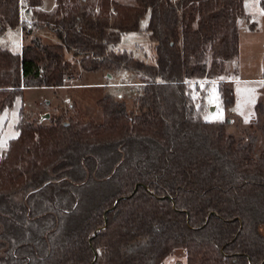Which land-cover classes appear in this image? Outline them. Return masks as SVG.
Wrapping results in <instances>:
<instances>
[{
	"label": "trees",
	"instance_id": "trees-1",
	"mask_svg": "<svg viewBox=\"0 0 264 264\" xmlns=\"http://www.w3.org/2000/svg\"><path fill=\"white\" fill-rule=\"evenodd\" d=\"M245 1L55 0L44 12L41 0H0V36L47 27L59 38H30L19 54L0 46V113L24 87L61 85L66 51L86 71L145 76L133 110L108 92L96 101L101 123L63 111L34 122L20 109L0 156V264H160L175 248L186 264H264V99L259 147L255 128L235 135L229 118L205 117L213 82L235 104L219 78L239 54ZM146 13L154 64L111 49Z\"/></svg>",
	"mask_w": 264,
	"mask_h": 264
},
{
	"label": "rangeland",
	"instance_id": "rangeland-1",
	"mask_svg": "<svg viewBox=\"0 0 264 264\" xmlns=\"http://www.w3.org/2000/svg\"><path fill=\"white\" fill-rule=\"evenodd\" d=\"M115 1L134 4V0ZM97 2L99 0H87L86 4L96 7ZM54 3V0H41L38 9L51 12L50 5H54ZM245 11L250 16L249 22L244 18L237 21L238 33L241 35V55L226 61L230 74L222 75L219 78V80L231 79L236 98L235 104L225 106L217 91V83L213 82L205 97L206 103L209 104L205 117L212 121L229 118L230 125L227 130L235 135L243 134L246 137L255 128L254 130L258 132L259 136L255 146L259 147L263 138L261 130L255 127L257 125L255 120H257L256 104L264 99V79L262 78L264 77V10L260 7L259 0H246ZM139 19V29L121 34L120 42L111 46V49L115 52L122 50L131 52L135 58L142 59L148 64H154L156 53L154 52V43L148 35V13ZM251 22L255 26L253 29H250L248 25ZM35 37L40 38L44 43L59 42V38L52 30L42 27L33 30L31 34L24 37V43L30 42V38ZM0 46H7L11 51L18 52L20 49L19 33L12 31L7 33L5 37L0 36ZM65 54L71 62V66L67 71L66 81H63L62 84H77V86L56 90L38 88L37 86L26 87L23 98H16L11 108L0 113V141L16 134L15 126L22 107L27 118L34 122L48 123L51 115L63 111L73 120L88 121L92 119L101 123L103 121L102 111L95 99H100L108 92L113 94L116 99L123 100L126 103L127 111L133 110L135 98L143 92V85L138 83L145 79L141 72L127 69L86 71L81 68L71 52L66 51ZM111 72H115L112 77H110ZM124 82H131L132 84L128 85ZM101 84L106 85L101 86ZM67 98H71V101L65 103ZM54 100H59L58 104L48 106L47 101L55 102ZM211 106H213L212 109ZM47 109H49V116L41 119V113L47 112ZM213 117L219 118L213 119ZM6 149L7 144L0 147V156L4 155ZM104 187L100 186L99 188L103 189ZM160 264H186V250L175 248Z\"/></svg>",
	"mask_w": 264,
	"mask_h": 264
},
{
	"label": "crops",
	"instance_id": "crops-1",
	"mask_svg": "<svg viewBox=\"0 0 264 264\" xmlns=\"http://www.w3.org/2000/svg\"><path fill=\"white\" fill-rule=\"evenodd\" d=\"M55 1V0H54ZM246 2V1H245ZM52 5V6H51ZM50 5V11L52 12L53 10H54V8H55V3H54V5L53 4H51ZM96 10H98V7H96ZM44 12H48V11H44ZM21 17L22 18H24V19H27V20H29L30 19V17H31V12H29V11H23L22 12V14H21ZM12 31H16V32H18L19 33V39H20V49H19V51L18 52H13V53H21V48H22V45L24 44V39H23V30L19 27V28H15V29H8V30H6V32L3 34V35H1V36H3V37H5V35L7 34V33H9V32H12ZM7 42H8V40H6ZM241 47H242V44H241V35L239 34V44H238V49H239V56L241 55V52H242V49H241ZM115 72H111L110 73V77H112L113 76V74H114ZM263 79H264V77H262ZM66 80H64V82H65ZM229 81H231V79L229 80ZM232 82V81H231ZM124 83H128V85H130V84H132L131 82H124ZM138 83H140L141 84V81H139ZM106 85V84H105ZM105 85H103V84H101V86H105ZM73 86H77V84H73V85H67V84H61V85H57L56 87H52V86H40V87H44V88H50V89H60V88H64V87H66V88H68V87H73ZM28 87H30V86H28ZM34 87H36V86H34ZM40 87H38V88H40ZM26 89V87H24V90ZM96 101L98 100V98L97 99H95ZM55 102H51V101H47V104H48V106H50L51 104L52 105H57L58 104V101L59 100H54ZM69 101H71V98L69 99V98H67L66 99V101H65V103L66 102H69ZM25 111V110H24ZM48 111H49V109H47V112L46 111H44V113H48ZM42 114L43 113H41V115H40V117H41V119L42 118H47V117H42ZM15 128H16V126H15ZM17 130V129H16ZM17 135V132H16V134L14 135V136H12V137H9L8 139H4V140H2V141H0L1 142V144H0V147H3V146H6V144H8V142H9V139H11V138H13V137H15Z\"/></svg>",
	"mask_w": 264,
	"mask_h": 264
},
{
	"label": "water",
	"instance_id": "water-1",
	"mask_svg": "<svg viewBox=\"0 0 264 264\" xmlns=\"http://www.w3.org/2000/svg\"><path fill=\"white\" fill-rule=\"evenodd\" d=\"M210 108L212 109L213 106H211ZM48 116H49V113H43V114H42V117H48ZM137 187H138V186H135V189H137ZM145 187L148 189L147 186H145ZM115 204H116V203H115ZM115 204H114V205H115ZM107 211H108V210H106L105 213H106ZM96 232H97V230L93 231V235H92V237L96 234Z\"/></svg>",
	"mask_w": 264,
	"mask_h": 264
},
{
	"label": "built area",
	"instance_id": "built-area-1",
	"mask_svg": "<svg viewBox=\"0 0 264 264\" xmlns=\"http://www.w3.org/2000/svg\"><path fill=\"white\" fill-rule=\"evenodd\" d=\"M27 26H31V23L28 22V23H27ZM64 80H66V78H63V81H64Z\"/></svg>",
	"mask_w": 264,
	"mask_h": 264
},
{
	"label": "snow or ice",
	"instance_id": "snow-or-ice-1",
	"mask_svg": "<svg viewBox=\"0 0 264 264\" xmlns=\"http://www.w3.org/2000/svg\"><path fill=\"white\" fill-rule=\"evenodd\" d=\"M219 117H213V119H218Z\"/></svg>",
	"mask_w": 264,
	"mask_h": 264
}]
</instances>
